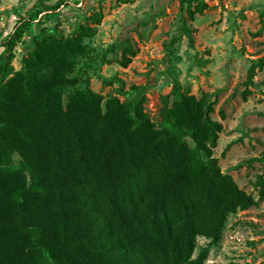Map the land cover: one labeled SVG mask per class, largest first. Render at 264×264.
I'll return each mask as SVG.
<instances>
[{"label": "trees", "instance_id": "trees-1", "mask_svg": "<svg viewBox=\"0 0 264 264\" xmlns=\"http://www.w3.org/2000/svg\"><path fill=\"white\" fill-rule=\"evenodd\" d=\"M181 3L194 4L190 14L206 7L203 0ZM94 32L81 25L66 37L40 33L17 70L10 65L14 40L6 38L0 264H205V248L192 258L196 236L218 240L230 212L257 202L213 155L222 123L178 81L173 100L162 99L158 125L143 95L120 101L73 89L75 66L90 50L84 38ZM256 63L264 66V56ZM255 185L263 197L264 175Z\"/></svg>", "mask_w": 264, "mask_h": 264}, {"label": "rangeland", "instance_id": "rangeland-1", "mask_svg": "<svg viewBox=\"0 0 264 264\" xmlns=\"http://www.w3.org/2000/svg\"><path fill=\"white\" fill-rule=\"evenodd\" d=\"M203 1L206 7L190 14L194 4L181 0H0V58L12 37L10 65L20 69L40 33L66 37L87 25L95 32L84 38L90 50L75 66L73 89L88 87L120 101L143 95L157 125L175 81L211 104V118L222 123L213 147L220 170L257 202L230 212L218 240L197 235L192 258L205 248V264H264V196L255 185L264 159L250 160L264 153V66L256 63L264 56V0Z\"/></svg>", "mask_w": 264, "mask_h": 264}]
</instances>
